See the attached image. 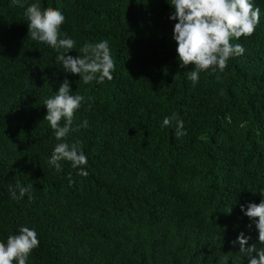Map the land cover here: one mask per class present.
Listing matches in <instances>:
<instances>
[{
    "label": "trees",
    "instance_id": "16d2710c",
    "mask_svg": "<svg viewBox=\"0 0 264 264\" xmlns=\"http://www.w3.org/2000/svg\"><path fill=\"white\" fill-rule=\"evenodd\" d=\"M37 2L65 15L68 55L107 40L116 70L88 85L64 73L31 40L24 9L0 0V242L35 228L28 264H246L230 242L243 231L256 243L240 205L264 198V0L255 32L232 41L244 54L195 85L191 65L178 66L166 0H27ZM65 78L86 97L74 124L88 127L68 141L87 177L48 164L58 141L42 103ZM173 114L185 135L174 120L160 127ZM16 184L30 192L13 201Z\"/></svg>",
    "mask_w": 264,
    "mask_h": 264
},
{
    "label": "clouds",
    "instance_id": "9594fccd",
    "mask_svg": "<svg viewBox=\"0 0 264 264\" xmlns=\"http://www.w3.org/2000/svg\"><path fill=\"white\" fill-rule=\"evenodd\" d=\"M172 11L168 20L175 21L171 39L176 48V60L181 69L189 65L194 69L187 75L193 85L199 82L202 72H223L230 59L243 55L242 44L232 43L242 37H250L260 24L262 11L254 0H166ZM13 6L24 9L28 35L32 41L42 43L55 53V65L66 74L78 75L83 84L95 81L103 84L113 79L116 62L107 40L96 43L85 42L79 49L80 55H68L75 50L76 41L61 32L65 23L62 11L51 7L42 9L39 2L28 4L27 0H11ZM54 94L43 101L46 114L43 120L53 130L58 143L55 144L49 166L62 171L61 161L78 169V175L87 177V157L79 142H69L68 137L81 128L88 127V121L74 124L76 113L86 102L83 94L73 92L69 80L63 79ZM175 121V135L186 134L184 123L175 114L164 117L161 128L172 126ZM29 186L16 184L8 188L13 201L29 194ZM259 203L248 202L240 205V211L250 223L247 227L257 234L256 243L248 245L251 239L241 231L230 243L239 245V254L246 264H264V198ZM30 198V195H29ZM40 241L35 228L20 226L16 234L8 235L0 242V264H28L30 254L38 248ZM259 244V247H257ZM227 264V259H225Z\"/></svg>",
    "mask_w": 264,
    "mask_h": 264
}]
</instances>
